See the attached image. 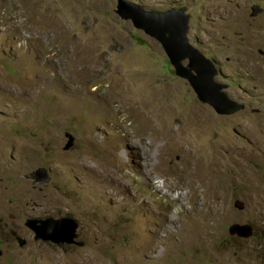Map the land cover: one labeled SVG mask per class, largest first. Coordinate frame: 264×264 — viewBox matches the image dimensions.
<instances>
[{
	"label": "rangeland",
	"instance_id": "374dc122",
	"mask_svg": "<svg viewBox=\"0 0 264 264\" xmlns=\"http://www.w3.org/2000/svg\"><path fill=\"white\" fill-rule=\"evenodd\" d=\"M127 1L189 15L188 43L245 109L201 103L118 0H0V217L26 241L1 230L0 264H264V0ZM40 167L51 181L34 188ZM50 217L84 246L34 240L27 222Z\"/></svg>",
	"mask_w": 264,
	"mask_h": 264
},
{
	"label": "water",
	"instance_id": "95a60500",
	"mask_svg": "<svg viewBox=\"0 0 264 264\" xmlns=\"http://www.w3.org/2000/svg\"><path fill=\"white\" fill-rule=\"evenodd\" d=\"M250 11V17L261 13L257 5L251 6ZM116 14L124 21H131L137 31L160 45L174 75L186 81L201 103L209 105L219 116H231L244 110V105L232 100L225 92L228 84L215 80L217 70L213 62L188 43L189 15L178 9L153 13L127 0H118ZM66 137L69 141L64 150H69L74 138L70 134H66ZM26 178L34 179L35 184H45L50 180L45 169H38ZM234 207L242 211L244 204L236 201ZM27 226L35 233L36 239L51 241L57 245H83L75 241L78 238V225L72 219L29 220ZM229 234L250 239L254 231L248 224H234L229 228ZM16 239L20 246L26 243L20 237Z\"/></svg>",
	"mask_w": 264,
	"mask_h": 264
},
{
	"label": "bare ground",
	"instance_id": "6f19581e",
	"mask_svg": "<svg viewBox=\"0 0 264 264\" xmlns=\"http://www.w3.org/2000/svg\"><path fill=\"white\" fill-rule=\"evenodd\" d=\"M56 87V86H55ZM86 96H88V94H85V95H82L81 93H79V92H74L73 94H71L70 95V104L71 105H80V104H83L84 102H85V100H86ZM127 102V101H126ZM157 102V101H156ZM59 104H61L62 105V103L60 102ZM123 104L124 105H122V106H124V108H126V111H127V117H132L133 118V120H134V124H133V127L135 128V129H137V128H139V131L140 130H143V129H145L146 127L141 123V121H142V116L139 114V113H135L129 106H128V104L129 103H124L123 102ZM150 104L152 105L153 104V100L150 102ZM154 104H155V101H154ZM146 108V107H145ZM144 108L142 107L141 108V111L143 110ZM90 112H91V114H94V113H96L97 112V109H96V107H93V106H91L90 107ZM197 112V111H196ZM196 112H195V110L194 111H192V117H193V120L194 119H201L202 121H204V122H206V120H203V119H205V118H207L208 117V115H204V114H199V116H197V115H195L196 114ZM199 117H201V118H199ZM203 118V119H202ZM195 121V120H194ZM196 123H198V122H200L199 120H197V121H195ZM199 124V123H198ZM164 130V129H163ZM166 134V133H165ZM163 135V134H162ZM162 137V136H161ZM162 138H164V137H162ZM168 140V139H167ZM169 140H171V139H169ZM176 142H177V140H175ZM168 143V142H167ZM166 143V144H167ZM172 143V142H171ZM173 143H175V142H173ZM172 143V144H173ZM169 144V143H168ZM166 146V145H165ZM167 147V146H166ZM167 149V148H166ZM168 149H170V148H168ZM164 152H166V150L164 151ZM159 163V162H158ZM161 164V163H160ZM213 164H211V166H212ZM207 167V166H206ZM209 168V167H208ZM207 168V170H209ZM193 179H195V178H193ZM191 180V179H190ZM196 180H197V178H196ZM199 181L198 182H200V184H199V186L201 185V184H203L204 185V188H205V190H207V188H208V181L206 180V179H204V178H200V179H198ZM211 180V179H210ZM188 182V181H187ZM192 182V181H191ZM194 183V182H193ZM190 185V184H189ZM191 186H192V184H191ZM195 188V187H194ZM194 190V189H193ZM205 194H207V192H205Z\"/></svg>",
	"mask_w": 264,
	"mask_h": 264
},
{
	"label": "clouds",
	"instance_id": "9594fccd",
	"mask_svg": "<svg viewBox=\"0 0 264 264\" xmlns=\"http://www.w3.org/2000/svg\"><path fill=\"white\" fill-rule=\"evenodd\" d=\"M154 13V12H153ZM241 104V103H240ZM243 105V104H242ZM245 109V108H244ZM66 134H69V133H66ZM65 134V135H66ZM71 135V134H70ZM72 136V135H71ZM66 137V136H65ZM66 138H68V137H66ZM68 141H69V138H68ZM68 143V142H67ZM66 143V144H67ZM73 145H74V143H73ZM66 146V145H65ZM65 146H64V148H65ZM73 147V146H72ZM71 147V148H72ZM64 148H63V150H64ZM70 148V149H71ZM70 149L69 150H64L65 152H68V151H70ZM38 169H45L46 171H47V173H48V175H49V177H50V180L47 182V183H45V184H35V181H34V179H28V178H26L28 175H30V174H32L33 172H35V171H37ZM38 169H36V170H33L32 172H30L29 174H27L26 176H25V178H26V180H28V181H31L32 183H33V186H34V188H37V187H40V186H43V185H46V184H48V183H50V181H51V175H50V173H49V171H48V169L47 168H44V167H40V168H38ZM50 218H52V217H50ZM64 218H68V217H64ZM45 219H47V218H45ZM60 219V218H59ZM69 219H72V218H69ZM33 220H43V219H33ZM73 220V219H72ZM75 221V220H74ZM0 222H1V219H0ZM76 222V221H75ZM29 228V227H28ZM30 229V228H29ZM30 231L32 232V234H33V236H34V240H41V241H44V240H42V239H36L35 238V233L30 229ZM11 232V236L13 237V239L15 240V242L17 243V244H19L18 243V240L16 239V237H20L21 239H23L24 240V238H23V236H22V234L20 235L19 233L17 234L15 231H10ZM231 236V235H230ZM254 236V235H253ZM252 236V237H253ZM232 237H234V236H232ZM77 239V238H76ZM76 239H75V241H76ZM25 241V240H24ZM26 242V241H25ZM45 242H51V241H45ZM77 242V241H76ZM51 243H53V242H51ZM78 243V242H77ZM53 244H55V243H53ZM55 245H57V244H55ZM70 245H76V246H78L77 244H70ZM58 246V245H57ZM59 246H61V245H59ZM84 245H82V246H79V247H83Z\"/></svg>",
	"mask_w": 264,
	"mask_h": 264
},
{
	"label": "flooded vegetation",
	"instance_id": "af4514ba",
	"mask_svg": "<svg viewBox=\"0 0 264 264\" xmlns=\"http://www.w3.org/2000/svg\"><path fill=\"white\" fill-rule=\"evenodd\" d=\"M255 112H256L257 114L259 113L258 110H256ZM12 218L14 219V217H12ZM0 219H1V222H0V231L4 229V230H5L4 232H9L10 235H12L10 231L13 230V231H15L17 234L19 233V234L21 235L20 231L17 229V226H15V227H10L9 223L4 222V220H3L2 217H0Z\"/></svg>",
	"mask_w": 264,
	"mask_h": 264
}]
</instances>
